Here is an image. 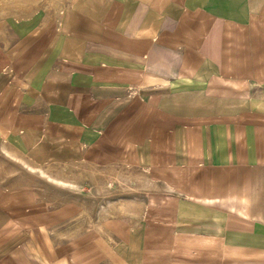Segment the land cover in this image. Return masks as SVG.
I'll use <instances>...</instances> for the list:
<instances>
[{"label": "crops", "instance_id": "obj_1", "mask_svg": "<svg viewBox=\"0 0 264 264\" xmlns=\"http://www.w3.org/2000/svg\"><path fill=\"white\" fill-rule=\"evenodd\" d=\"M0 264H264V0H0Z\"/></svg>", "mask_w": 264, "mask_h": 264}, {"label": "rangeland", "instance_id": "obj_2", "mask_svg": "<svg viewBox=\"0 0 264 264\" xmlns=\"http://www.w3.org/2000/svg\"><path fill=\"white\" fill-rule=\"evenodd\" d=\"M67 179V177H64ZM51 180L48 182H42L38 185L40 190V194L50 201V199H55L60 196V201H66L71 199L67 194H74L75 200L78 201V204L82 207H85L87 210L91 207V212L99 213L101 208L106 206L107 199L105 198L104 192H101L99 189H95L91 192V196L88 199L81 198L80 191L81 190L78 186L74 183H68L65 181H58L57 183H50ZM57 184V185H56ZM69 188V189H67ZM83 192V191H82ZM80 196V197H78ZM89 201V203H88Z\"/></svg>", "mask_w": 264, "mask_h": 264}]
</instances>
